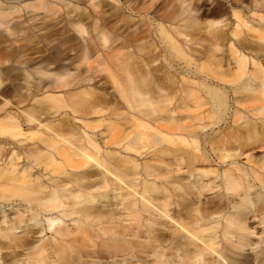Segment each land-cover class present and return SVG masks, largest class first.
Segmentation results:
<instances>
[{
  "label": "bare ground",
  "instance_id": "obj_1",
  "mask_svg": "<svg viewBox=\"0 0 264 264\" xmlns=\"http://www.w3.org/2000/svg\"><path fill=\"white\" fill-rule=\"evenodd\" d=\"M13 1L32 13H51L42 0ZM72 1L89 5L87 11L74 12V17L70 15L67 19L82 34V40L67 46L69 58L58 55L57 62L62 65L52 84L65 88L88 82L94 76L92 63L104 67L113 84L119 85L120 98L127 110L133 113L128 116L127 111L114 112L115 117H122V122L106 126L104 144H116L134 154L153 145L152 160L140 171L133 158L102 151L93 135L84 129L82 135L77 134L63 118L51 136L28 134L38 142L26 151L29 165L19 170L18 165L12 164L17 153L6 149L5 144L25 134L11 116L6 122L0 121V264H61L63 254L79 249L73 243L90 239L83 226L98 225L102 220L115 222L118 206L125 212L127 224L122 226V231L99 230L100 235L106 240L127 236L130 245H134L137 241L133 237L145 233L152 245L154 264L264 263V248L252 247V232L247 222L257 217L264 223V174L254 169L244 172L234 160L225 163L247 146L264 144L261 143L264 139L238 110L226 107L225 92L210 90L206 83V80H222L218 75L221 69L211 65L219 62L213 52L216 42L223 39L218 28L222 20L211 19L204 26L208 28L203 40H208L210 59L208 65L203 64L205 69L201 68L204 81L199 87L206 90L211 101H204L199 90L185 89L177 105L189 113L176 119L173 114H177L178 106L169 108L173 96L166 95L174 92V82L157 74V67L150 64L154 61L151 55L154 43L150 40L157 37L166 46L165 53L168 51L177 60L186 58L183 48L162 23L181 20L183 24L179 28L184 33L178 32L176 36L198 33L201 24L194 17L187 18V1ZM0 5V24H9L12 19L6 18L13 13V5L1 2ZM166 5L170 9L160 10ZM251 6L260 10L264 8V0L252 1ZM35 19L38 21L39 17ZM153 29L157 36H153ZM238 34L232 31L234 37ZM240 47L248 49L242 41ZM233 53L234 73L228 80L235 84L229 87L232 99L240 106L241 102L251 103L249 111L264 115L263 72L256 67V73L248 74L246 58L235 50ZM248 80L258 82L250 86ZM162 90L167 93L161 94ZM247 90L249 93L244 94ZM100 96L92 88H83L42 99L50 101L56 110L69 108L83 128L92 130L103 120L83 122V118L102 110L96 104ZM207 103L209 107L199 117L193 115L191 109L203 108ZM197 118L200 123L195 124ZM225 120L229 126H242L244 133L212 140L203 137V129L218 128ZM125 122L130 124L125 126ZM211 154L217 166H228L219 175L214 169L199 167ZM39 167L49 174L46 178L37 171ZM257 168L264 171V164ZM250 178L257 180V185ZM204 192L215 195L204 200ZM67 218L73 220V230L64 225ZM46 231L52 234L51 241L41 238Z\"/></svg>",
  "mask_w": 264,
  "mask_h": 264
},
{
  "label": "rangeland",
  "instance_id": "obj_2",
  "mask_svg": "<svg viewBox=\"0 0 264 264\" xmlns=\"http://www.w3.org/2000/svg\"><path fill=\"white\" fill-rule=\"evenodd\" d=\"M42 1L48 9L50 8V14H46L43 11L32 13L23 8V5L18 4V2L0 0L3 5H13V13L6 18L12 19L10 23L0 24V121L6 122L8 121L7 117L11 116L18 122L21 132L25 134L24 136H19L17 138L19 140H9L5 144L6 149H12V151L17 153L12 164L18 165L19 170L29 165L25 158L26 151L34 147L38 141L36 137L30 138L28 134L37 133L44 137L51 136L56 131L60 120L64 118L74 128V132L82 135V129L88 131L90 135H93L102 151L113 152L120 157H131L138 165V169L142 171L144 164L151 163V152L155 146H150L149 149H145L140 154H134L124 151L122 146L104 144L106 142L104 133L106 126L110 123H115V121L122 122V117H115L114 112L127 111L128 116H130L129 114L133 115L127 110L123 99L120 98L122 96L119 92V85L113 84L104 67L101 68L96 65L97 63H92L94 76L88 82L78 83L72 87L65 88H59L54 83L52 84L56 77L55 74L60 71L62 65V62H57L58 55L64 54L69 58L70 54H68L67 46L77 44L82 40V34L78 33L72 27V24L67 22V19L70 15L73 16L74 12L87 11V6L89 5L76 3L72 0ZM186 1L188 4L187 18L194 17L201 24V29L198 33H191L185 35V37L176 36L178 32L184 33V29L179 28L183 24L181 20L162 23L174 41L183 48L186 58L177 60L169 55L168 51L165 53L164 47L166 46L160 40L158 42L157 37L150 40V42L154 43L151 51L154 61L150 64L157 67V74L166 76V80L169 77L174 82V92L166 94L167 91L162 90L161 94H166L168 97L173 96L169 108L178 106L179 99L183 96L185 89L199 90L204 101H211L206 95V90H202L199 87L200 82L204 81V74L201 72V68H203V64L208 65L210 59L207 53L208 40H203L208 28L204 26L208 20H222L218 28L222 30L223 39L216 42L217 48L213 52L214 58L219 62L217 64L211 62V65H216L221 69L218 75L222 77V80H206V83L210 90L213 88L219 92H225L226 107L229 106L230 110H238L240 116L245 117L247 121L254 124L256 132L264 139V115H254L256 111H249V104L251 103L241 102L243 105H238L232 99L229 88L234 87L235 84L228 82L229 79H232L234 73V61L232 59L235 54L233 50L237 51V54L240 52L246 58V71L248 74L256 73L258 71L256 67L260 68L264 74V8L258 10L251 6L252 1L257 2L260 0ZM27 2H32V0H27ZM74 9L75 11H73ZM161 9L168 10L170 6L166 5L161 7ZM234 14H237L240 18L237 19ZM36 16L39 17L38 21L35 19ZM236 24H238L237 27L235 26ZM83 26L84 28L87 26L86 21L83 22ZM234 30L239 33L236 37L232 35ZM185 31L187 32L188 29ZM152 34L157 36L154 29ZM65 41L68 42L66 43ZM241 41L248 46V49H241ZM186 61L189 63L188 65ZM108 68L109 70L111 69L110 67ZM182 68L190 69V72L194 73V75L184 71ZM120 81L119 83L121 84ZM248 81L250 86H255L258 82L257 80ZM37 84L39 86H36ZM83 88H92L102 95L97 99L96 104H99L103 111L100 110L97 114L83 118V122L103 120L102 122L99 121V126L92 130L83 128L81 121L70 112L69 108L56 110L52 107L50 101L42 99L46 95L59 97L69 92H77ZM238 91L240 92V90ZM243 93L247 94L249 91H243ZM207 107H209V103L203 108H193L191 110L193 115L199 117ZM176 111L177 114H173L176 119H182L183 116L189 113V110L182 109L180 105ZM143 121L147 122L146 120ZM201 122L206 123L207 120H201ZM224 122L218 128L214 126L203 129V137H210L212 140L221 138L222 135L228 137L231 133H244L242 126L233 125L232 127L229 126V121L225 120ZM194 123L198 124L200 120L198 119ZM129 124V122H125V126ZM57 134L61 135L59 131H57ZM64 138L68 137L64 136ZM261 143H264V141ZM205 145H208V143ZM206 150H209V148ZM237 154L236 157L225 160V163L228 165L230 160H234L237 163L236 165L242 168L244 172H250L251 169H254L260 175L264 174V171L257 168L264 164V144L247 146L239 150ZM214 159L213 154L207 156V162H204L203 166L199 167L210 171L214 169L219 175L228 166L219 167ZM56 161L61 162L58 157H56ZM34 171L32 169V172ZM37 171H39V174L44 175L43 178L49 175L43 172L40 167ZM250 180L257 185V180H252L251 178ZM213 195H215L214 192H204L203 199L205 200ZM111 202L114 203V200ZM119 207L115 208L114 217H117L115 222L107 223L102 220L98 225L92 226L93 223H91L89 226H83L90 239L83 238V242L73 243V246L79 247V249H73L72 252L63 254L61 264H154L155 258L152 245L145 233H140L133 237L137 241L134 245H130V237L127 236L118 237L117 240H106L105 236L100 235L99 230L102 229L111 231L123 230L122 226L126 225L127 222L124 221L125 212ZM144 218H146L145 214ZM247 222L252 232L250 235L252 247L257 250L264 248V223L257 217ZM63 223L68 229L73 230L75 228L71 218L64 219ZM143 229L141 230L143 231ZM41 236L43 240L51 241L52 239V234L48 231ZM75 237L79 238V235H75ZM79 255L81 256L79 257ZM250 264L255 263L250 262Z\"/></svg>",
  "mask_w": 264,
  "mask_h": 264
}]
</instances>
